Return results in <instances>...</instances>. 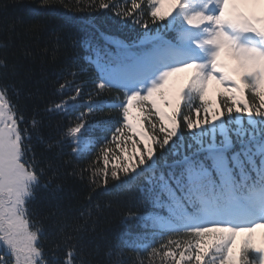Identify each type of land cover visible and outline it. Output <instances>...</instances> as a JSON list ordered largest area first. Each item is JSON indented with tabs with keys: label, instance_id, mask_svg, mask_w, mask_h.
Masks as SVG:
<instances>
[{
	"label": "snow or ice",
	"instance_id": "snow-or-ice-1",
	"mask_svg": "<svg viewBox=\"0 0 264 264\" xmlns=\"http://www.w3.org/2000/svg\"><path fill=\"white\" fill-rule=\"evenodd\" d=\"M88 6L115 9L122 25L131 21L142 31L131 41L109 32L101 33L103 45L95 37L83 41L88 68L76 63L62 74L55 94L64 99L46 111H84L51 142L40 135L41 122L23 114L18 90L0 83V264H85L65 231L80 232L83 224L62 221L60 239L46 246V216L32 201L47 170L33 140L79 156L99 143L97 130L110 136L95 160L74 166L73 174L86 176L94 189L140 182L143 207L121 217L122 225L137 224L122 234L124 246L150 249L160 264L168 258L264 264V233L256 239L264 229V0H93ZM38 7L52 5L40 0ZM99 23L86 27L99 32ZM41 28L37 21L27 31ZM0 68H7L6 57ZM89 69L92 78L82 79ZM178 73H189L183 83ZM105 109L108 115L97 120Z\"/></svg>",
	"mask_w": 264,
	"mask_h": 264
},
{
	"label": "trees",
	"instance_id": "trees-1",
	"mask_svg": "<svg viewBox=\"0 0 264 264\" xmlns=\"http://www.w3.org/2000/svg\"><path fill=\"white\" fill-rule=\"evenodd\" d=\"M39 2L0 0V45H4L0 47V58L6 57L7 62V68H0V83L8 84L13 93L18 90V102L23 114L28 120L35 116L41 122L40 135L46 142H51L59 137L78 112L84 111L80 107L67 114L46 111L51 101L64 99V96L55 94L56 82L62 74L76 63L88 68L83 59L86 55L83 41L95 37L94 43L103 45V32L131 41L142 29L131 21L122 25L120 18L113 14L115 9L89 7L93 0H49L52 7L44 9L38 7ZM37 21L42 23V28L36 32L27 31ZM90 21L100 22L97 25L99 32L93 33L86 27ZM12 25L15 26L14 31L10 27ZM91 78L89 69L82 79ZM178 81L183 83L185 80ZM91 87L89 83L85 88L84 100ZM107 115L108 110L105 109L95 118L100 120ZM109 127H114V124ZM97 132L99 143L90 152L79 156L69 155L70 149L66 146L49 149L45 142L33 140L40 166L47 170L32 201L38 214L46 216L43 220L48 236L46 246L50 247L52 241L60 239L59 225L62 221L69 226L83 224L85 228L80 232H73L71 227L65 228V231L76 238L73 243L81 248L85 264H140L141 261L143 264H149V261L160 264V257L149 256L150 249L126 247L121 239L124 232L137 230L135 221L122 225L121 217L129 208L143 207L140 182L132 180L122 185L110 183L107 188L94 189L86 176L82 179L73 174L74 166L82 167L95 160L104 143L103 137L110 136L107 130ZM49 163L51 168L48 167ZM97 166L104 167L102 158L97 161ZM53 209L57 210L56 215L47 216ZM240 239L237 238L238 241ZM64 251L61 248L57 252L58 258L63 259ZM0 255H3V250H0ZM166 264H172L171 258L167 259Z\"/></svg>",
	"mask_w": 264,
	"mask_h": 264
},
{
	"label": "rangeland",
	"instance_id": "rangeland-1",
	"mask_svg": "<svg viewBox=\"0 0 264 264\" xmlns=\"http://www.w3.org/2000/svg\"><path fill=\"white\" fill-rule=\"evenodd\" d=\"M188 74L189 73H178L176 78H177V80H186ZM261 233H264V229H258L257 230L256 239H257L258 243H259V240H260Z\"/></svg>",
	"mask_w": 264,
	"mask_h": 264
}]
</instances>
